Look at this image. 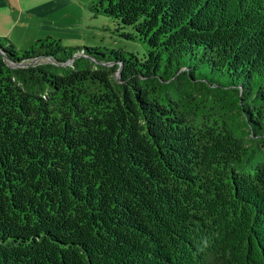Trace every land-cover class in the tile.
Segmentation results:
<instances>
[{"label":"trees","instance_id":"obj_1","mask_svg":"<svg viewBox=\"0 0 264 264\" xmlns=\"http://www.w3.org/2000/svg\"><path fill=\"white\" fill-rule=\"evenodd\" d=\"M145 46L0 35V264H264V0H88Z\"/></svg>","mask_w":264,"mask_h":264},{"label":"rangeland","instance_id":"obj_2","mask_svg":"<svg viewBox=\"0 0 264 264\" xmlns=\"http://www.w3.org/2000/svg\"><path fill=\"white\" fill-rule=\"evenodd\" d=\"M54 21L46 18L45 22L32 21L31 27L17 28L0 35L12 36L15 46L28 47L38 38L51 35L62 40L65 45L98 46L133 51L139 56L146 48L137 39L127 37L134 32L130 26H120L116 18L104 14L94 15L88 7V0H64V6L52 14ZM31 22V20H30ZM44 29L40 30L41 27ZM32 34L30 38L24 36Z\"/></svg>","mask_w":264,"mask_h":264},{"label":"crops","instance_id":"obj_3","mask_svg":"<svg viewBox=\"0 0 264 264\" xmlns=\"http://www.w3.org/2000/svg\"><path fill=\"white\" fill-rule=\"evenodd\" d=\"M63 6L64 0H0V34H5L6 31L11 33L17 28L27 30V27L32 26V21L41 23L45 22L46 18L54 21L52 14ZM42 29L43 26L40 30ZM31 36L29 33L24 38ZM8 38L14 41L12 36Z\"/></svg>","mask_w":264,"mask_h":264}]
</instances>
